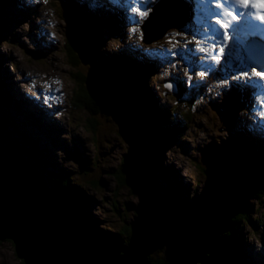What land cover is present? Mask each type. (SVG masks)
I'll return each mask as SVG.
<instances>
[{"label":"rangeland","instance_id":"1","mask_svg":"<svg viewBox=\"0 0 264 264\" xmlns=\"http://www.w3.org/2000/svg\"><path fill=\"white\" fill-rule=\"evenodd\" d=\"M0 2V183L10 176L8 168H21L35 177L36 192L43 195L51 188V180L62 176L67 185L59 200L69 202L77 199L78 193L83 194L85 199L79 200L80 213L98 229L113 233L149 230L160 219L166 190L173 184L185 204L183 222L177 230L197 235L196 229L207 220L212 203L221 198V193L211 188L205 172L225 174L228 194L240 196L247 204L252 224L257 225L260 219L256 229L248 225L241 228L240 250L244 257L238 254L237 259L241 264H264V175L248 185H237L232 180L236 150L239 153L250 150L254 164L264 166V106L255 97L257 91L248 87L250 83L235 79L241 71L235 68L236 64L244 65L240 66L242 70H249L245 63L260 69L264 66V52L259 57L252 50L251 64L246 54L255 48H244L241 53L245 62H241L237 58L240 41L233 40L229 33L230 47L231 40L224 41L223 30L215 24L214 15L210 25L218 28L220 35L215 38V31L207 38L208 22L191 13L196 0H171L175 7L186 11L180 14L178 9L175 14L183 26L168 30L162 39L148 44L144 43L142 26L152 12L153 0ZM134 10H143L146 16H138ZM223 22L227 24L226 20ZM77 23L100 25L102 29L88 30V63L73 67L66 44L69 45L72 33H78ZM153 28L156 29H152L151 36L158 28L156 21ZM178 40L191 43L185 46ZM216 46L224 49L218 61L212 59ZM133 51L143 56V63L124 56L125 52ZM171 51L182 55L172 56ZM113 58L127 60L130 66L125 67L126 74H135L132 83L139 97L144 94L145 100L176 115L186 127L182 134L157 146L160 167L152 174V188L147 182L150 146L140 117L131 136L125 139L117 127L118 115L103 97L99 105L89 104L99 110L92 118L75 100V74L101 95ZM198 72L207 74L199 77ZM189 73L191 86L187 84ZM169 81L171 89L165 87ZM180 83L181 96L175 89ZM257 83L263 92L264 82L257 80ZM199 85L206 86L205 92L194 97ZM236 94H241L245 107L234 105ZM190 100L194 102L189 103ZM219 110L223 111L221 116ZM187 112L189 116H185ZM31 147L37 162L24 155ZM74 152L83 166L73 159ZM258 181L263 189L260 199L256 197ZM89 237L87 241L94 244L93 237ZM162 250L168 254L169 258L165 255L168 263L171 256L179 255V248L166 244L161 247L147 244L145 254L158 258L164 254ZM227 250L231 253L232 247ZM19 259L13 243L0 241V264H21ZM234 260L229 258L227 263L234 264Z\"/></svg>","mask_w":264,"mask_h":264},{"label":"trees","instance_id":"2","mask_svg":"<svg viewBox=\"0 0 264 264\" xmlns=\"http://www.w3.org/2000/svg\"><path fill=\"white\" fill-rule=\"evenodd\" d=\"M51 1L54 2V0ZM77 25L79 26L77 29L79 31L84 28H88L90 32L102 29L100 25L88 26L81 23H77ZM76 34L72 33L69 45L66 44L70 58L68 59L71 60L70 63L73 67H77L80 63L74 46ZM95 48L97 50L99 47L96 46ZM125 53V57H134L142 61V63L144 62L143 56H137L136 51ZM112 62L111 67H108L105 81H107L110 74L128 73L125 69L127 65L130 66L127 60L125 62L124 60L113 58ZM130 75L134 76L135 74L131 72ZM74 84L76 86L75 92L77 95L74 96L77 106L80 109H84L92 118L99 113V110L90 108V105H99L102 95L100 93L96 94L79 74H75ZM177 89L178 95L181 96L183 94V85L181 83L178 84ZM205 89L206 86H197L193 96L203 95ZM242 98L239 95L234 98V101L237 102L238 106L245 107ZM4 99L7 100L6 94ZM192 101L190 100L189 103H192ZM137 112L142 122L145 139L150 146L147 160L151 166L147 168L149 171L147 182L148 187L152 188L154 185L152 174L160 167V156L157 152V146L163 145L175 136L182 134L186 127L182 122H178L179 120L176 115H170L166 109L157 107L154 103L145 100L144 94H140ZM181 115L184 116V114ZM186 115L189 116L190 113L187 112ZM90 127H93L91 122ZM24 153L29 160L37 162L38 159L35 156L34 148L26 149ZM235 155L236 157L232 161V168L235 171L232 180L237 182V185H248L254 179L261 178L264 175V166L254 164L253 152L246 149L242 153H239L236 150ZM73 159L83 166V162L76 152L73 153ZM8 171L10 176L7 177L5 182L0 183V186L15 187L28 193L41 205L51 209L56 214L64 216L68 221V225H70L77 235L84 237L86 240L90 239L89 236H92L94 244L97 246L118 254L128 249L138 248L151 264H228L227 260L229 258L233 260L235 258L234 264H241L237 256L240 254V256L244 257L242 250H240L243 236L239 232L243 226L248 225L252 229H256L260 223V219L257 221V225L250 222L247 204L243 202L240 196L228 194L227 187L229 182L225 174L212 175L205 172L211 188L215 193H221V198L212 203L213 206L209 210L207 220L199 224L198 229H196L197 235H185L183 231L177 230L181 222H183L181 214L185 212V204L178 196V191L173 184H170L166 190L165 196L167 198L165 199L160 219L149 230H145L142 233L132 229H125L124 233H113L98 229L95 224L80 213L79 200L85 199L83 194L78 193L77 199L69 202L59 200V195L65 192L64 189H66L67 185L66 179H62V176L51 180V188L43 195H39L40 193L36 192L37 183L33 175L28 174L27 171L23 172L21 168H8ZM256 188V197L260 199L263 189L260 188L259 181L256 182ZM156 189L159 190L160 187L156 186ZM237 230L238 232L236 233ZM120 236L123 238L120 239ZM147 244H155L159 247L166 244L172 248L177 247L179 248V255H170L171 260L169 263L166 260L168 254L167 252L164 253L163 250L161 251L164 253L162 257L153 258L147 256L145 254ZM230 246L232 247L231 253L227 250ZM20 263L23 264L22 262Z\"/></svg>","mask_w":264,"mask_h":264},{"label":"water","instance_id":"3","mask_svg":"<svg viewBox=\"0 0 264 264\" xmlns=\"http://www.w3.org/2000/svg\"><path fill=\"white\" fill-rule=\"evenodd\" d=\"M176 11L178 8L171 0H161L154 5L142 26L144 43L158 41L168 30L183 26L177 21ZM155 21L158 28L151 36L152 29H156L153 28ZM89 36L88 28L75 36V52L83 66L90 56ZM247 55L254 58L252 51ZM263 68L260 66L261 70ZM132 81L134 79L126 73H113L101 89L103 99L118 115L117 127L125 139L131 136L139 117V95ZM222 114L219 110V115ZM0 241L13 243L23 264H151L138 248L118 254L89 243L68 226L63 216L20 189L0 187Z\"/></svg>","mask_w":264,"mask_h":264},{"label":"snow or ice","instance_id":"4","mask_svg":"<svg viewBox=\"0 0 264 264\" xmlns=\"http://www.w3.org/2000/svg\"><path fill=\"white\" fill-rule=\"evenodd\" d=\"M234 4L236 7H238L241 11V13L247 12V10L251 9L253 13L254 19L260 23L264 24V0H233ZM154 5H157L161 3V0H153ZM215 6L217 8L221 7V4L219 3V0H216ZM137 11V15L144 17L146 16V13L143 10H134ZM218 15H226L231 18L232 21L237 20V15L231 10H227L221 14ZM215 24L219 26L221 30H223V39L225 42L230 40V35L229 32L227 31L229 25L225 24L222 20L216 19ZM210 30L215 33L216 29L210 28ZM178 36L181 35L180 33L177 34ZM142 39V36H141ZM171 43L172 41L169 40ZM177 43H185V46L187 44L191 43V41L184 42V41H177ZM199 51L203 52V48H200ZM224 49L222 47L216 46L214 48V54L212 56V59L214 61H218L219 59H222V54H223ZM172 56H177V55H182L179 51H171ZM207 73L206 72H198L196 73L197 76L199 77H204ZM235 79L242 80L246 83H252L254 81H260L264 82V70H261L255 66L251 68V76H249V73L246 69L239 71V73L236 75ZM187 84L188 86H191L192 84V76L191 73L188 74L187 77ZM166 88L171 89L172 84L169 81L165 85ZM261 105L264 106V101L261 102Z\"/></svg>","mask_w":264,"mask_h":264},{"label":"bare ground","instance_id":"5","mask_svg":"<svg viewBox=\"0 0 264 264\" xmlns=\"http://www.w3.org/2000/svg\"><path fill=\"white\" fill-rule=\"evenodd\" d=\"M136 1H138V0H136ZM199 3H200V5L201 6H205L206 5V3L209 1V0H197ZM220 2H221V8L223 7V10H222V12H225V11H227V10H240L238 7H236L235 6V4H232L233 6V8L230 6V7H227L228 6V4H230V3H232L233 2V0H219ZM201 3H203V4H201ZM234 3V2H233ZM194 8V10H192L191 9V13L194 15V16H196L197 18H200V14L197 12V8H195V7H193ZM184 11V13L183 14H185V10H183L182 8H181V10H180V14H182V12ZM247 11H250V9L249 10H247ZM190 12V11H189ZM238 12H240V11H238ZM187 13H188V9H187ZM204 14L206 15V21L208 22L207 24H206V26H209L210 28H214L212 25H210V24H212V22H213V18H212V15H214V17H216V19H220V20H225V18H223L222 17V15H218V14H221V12H219V10H211V11H204ZM244 14V13H243ZM204 20V19H203ZM199 21H202L201 19H199ZM227 24H229V27H228V29L227 30H229V33H234V34H237V35H239L238 37L239 38H241L240 40L238 39V38H236L237 40H239L240 42H238L237 43V45H238V52H237V58H239L240 59V61L241 62H245L244 61V59H243V54L241 53V51L244 49V48H246V47H256V48H258L261 52H259V54L258 55H262L261 53L262 52H264V39H263V42L262 41H260V40H258V39H256L255 37H252V36H250L247 32H241V31H235L234 30V24H233V22L231 21V23H229V22H227ZM199 26V25H198ZM203 27H204V25H202ZM216 29V35H215V38L216 37H218L219 35H220V30L218 29V28H215ZM208 32H207V34L209 33V31H210V33L208 34V36H207V38H210L211 36H212V34L211 33H213L211 30H207ZM205 33V32H204ZM204 38L205 39H207L205 36H204ZM231 40V39H230ZM248 41H250V43H247ZM229 44H230V47L232 46V40H231V42H228ZM242 44H244V45H242ZM257 45V46H256ZM260 45H261V47L263 48V49H261V48H259L260 47ZM251 51V50H250ZM246 57H248V61H249V63H251V64H253V61H252V57L251 58H249V55H247L246 54ZM236 64V63H235ZM240 66H243L244 67V65H239V66H237V64L235 65V68H238L239 70H242V69H240ZM257 67V66H256ZM245 68H248L249 70H248V72L249 71H251V66H249L248 64H246L245 63ZM249 76H251V73H249ZM251 84V86H249L248 85V87L249 88H253L254 89V91L256 90L257 91V93H256V95H255V97H257V99L259 100V103H260V106H261V102L262 101H264V91L263 92H260L259 91V85H258V83H257V81H254V82H252V83H250ZM242 94V93H241ZM241 94H236V96L234 97V98H236V97H238L239 95H241ZM254 103V102H253ZM258 133H260V131H257ZM257 134V133H256ZM255 134V135H256ZM173 139V138H172ZM1 187V186H0ZM5 188H8V187H6V186H4ZM9 188H11V189H16L15 187H9ZM62 216V215H61ZM64 217V216H63ZM66 222L68 223V221L66 220ZM69 227H70V225H68ZM71 228V227H70ZM251 264V263H250Z\"/></svg>","mask_w":264,"mask_h":264}]
</instances>
